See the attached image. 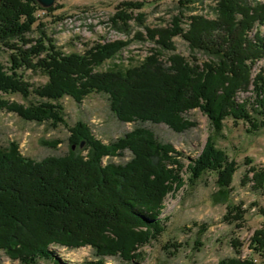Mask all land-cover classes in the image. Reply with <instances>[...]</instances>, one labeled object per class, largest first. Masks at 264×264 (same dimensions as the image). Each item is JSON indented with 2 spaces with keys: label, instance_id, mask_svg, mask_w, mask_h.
<instances>
[{
  "label": "trees",
  "instance_id": "obj_1",
  "mask_svg": "<svg viewBox=\"0 0 264 264\" xmlns=\"http://www.w3.org/2000/svg\"><path fill=\"white\" fill-rule=\"evenodd\" d=\"M175 1L178 12L169 23L142 26L145 37L141 32L134 35L155 48L141 60L124 62L119 53L128 43L96 44L82 53H64L38 21L36 12L44 10L35 0H0V44L10 51L11 64L6 68L0 63V110L53 129L64 124L69 132L68 153L39 161L23 156L14 141L0 146V251L12 261L57 264L50 248L62 246L90 247L97 260L89 264H104L106 258L136 264L138 248L163 233L158 217L162 202L183 185L184 167L190 186L205 173L214 174L216 195H222L226 204L224 219L235 225L243 222L245 210L228 197L237 167L216 141L227 118L247 122L253 131L264 128L261 78L252 81L257 104L251 113L246 100L240 104L235 98L247 91L250 66L264 55L261 46L255 48L246 38L252 24L264 19V5L216 0L218 15L209 20L192 14L195 0ZM143 6L133 1L118 4L111 23L129 36V22L143 25L144 13L132 14ZM34 29L38 37L29 40L26 37ZM177 36L192 52L213 59L199 66L195 58L191 62L175 53L173 38ZM33 41L34 45L24 48ZM164 52L170 54L164 58ZM26 70L41 73L46 82L36 86L25 82L21 71ZM92 93L106 99L119 123H131L134 128L105 144L85 121L68 126L60 100L69 97L81 104ZM12 94L25 103L1 96ZM194 109L207 116L211 131L198 156L184 165L181 152L143 125L162 124L183 133L196 126L184 117ZM58 143L49 145L55 148ZM81 144V151L72 149ZM126 154L127 160L112 161ZM248 173L252 175L244 176L242 186L252 182L254 190L264 193V170L251 168ZM259 215L264 218V210ZM231 245L235 256L217 264H253L236 256L240 244ZM166 249L174 254L177 243L169 242ZM250 249L264 259V227L255 231Z\"/></svg>",
  "mask_w": 264,
  "mask_h": 264
},
{
  "label": "rangeland",
  "instance_id": "obj_2",
  "mask_svg": "<svg viewBox=\"0 0 264 264\" xmlns=\"http://www.w3.org/2000/svg\"><path fill=\"white\" fill-rule=\"evenodd\" d=\"M36 1V0H35ZM133 1L142 3L141 11H132L133 16L143 12V25L129 22L131 34L127 36L118 27L111 23L117 12V5ZM216 0H195L194 7L198 17L215 19L218 15ZM251 7L264 5V0H246ZM38 4V3H37ZM38 6L44 11H37L38 21L42 22L53 44L64 53H82L96 44L104 45L111 42L122 41L128 43L119 55L124 62L130 59L141 60L149 50L155 48L150 41H137L134 35L141 32L145 37L142 26L155 28L170 22L171 17L177 14L175 0H55L49 7ZM53 8L52 11L47 12ZM188 15V14H186ZM186 22V21H185ZM141 26V27H140ZM36 31L28 34L29 40L37 39ZM246 38L255 48L264 49V19L255 21L246 32ZM175 53L191 61L195 58L196 65L211 61L213 58L202 52H192L188 44L180 37L173 38ZM26 45L28 48L34 45ZM10 51L0 44V63L9 68ZM170 53H163L165 58ZM250 80L247 91L238 92L236 101H247V109L256 108L257 99L252 81L261 78L264 82V55L255 60L250 66ZM24 81L31 85L44 84L47 80L39 72L31 70L21 71ZM4 99L24 104L19 95H1ZM264 97V95H263ZM63 107L64 120L68 126H73L78 121H85L91 127L95 137L103 143L121 137L125 132L134 128V124L119 123L110 113L106 99L92 93L81 104L75 103L71 98L64 97L60 100ZM251 113V111H250ZM196 126L183 132L175 133L167 126L145 123L143 127L151 130L162 142L170 143L183 154L182 162L195 158L200 153L208 134L211 131L210 122L199 109L189 111L184 116ZM260 118V117H259ZM69 132L64 124H59L55 129L44 124H37L20 119L14 113L0 110V146H7L9 142L18 143L23 156L39 161L47 156H62L68 153L67 138ZM58 140L55 148L49 143ZM217 146L223 150L229 159L236 164V171L228 195L230 202L241 206L245 210L243 222L235 225L225 220L226 204L224 197L216 195V176L205 173L201 179L190 186L187 181L188 174L185 167L181 172L183 185L178 190L169 193L162 202L159 220L164 226L163 233L156 239L150 240L146 245L138 248L136 264H217L224 258L235 256L233 242L240 244L237 257L242 260H251L253 264H264V259L256 256L250 249L251 239L256 230L264 227V218L259 215L264 210V193L252 188V182L242 186L244 176L251 168L264 170V128L256 131L247 122L227 118L223 121V130L217 138ZM79 147L72 146L74 151H81ZM85 152H83V155ZM128 159L115 157L113 162L119 163ZM203 228H205L203 230ZM169 242L177 243V251L166 249ZM57 264H89L96 262L93 250L90 247L69 249L66 247H51ZM0 264H21L12 261L0 251ZM35 264H54L49 260H38ZM56 264V263H55ZM104 264H125L118 258H106Z\"/></svg>",
  "mask_w": 264,
  "mask_h": 264
},
{
  "label": "water",
  "instance_id": "obj_3",
  "mask_svg": "<svg viewBox=\"0 0 264 264\" xmlns=\"http://www.w3.org/2000/svg\"><path fill=\"white\" fill-rule=\"evenodd\" d=\"M55 0H36L41 7H49L54 3ZM82 145V144H81Z\"/></svg>",
  "mask_w": 264,
  "mask_h": 264
}]
</instances>
